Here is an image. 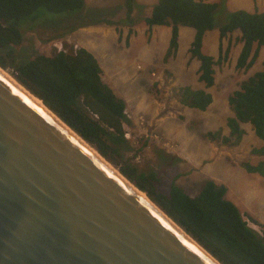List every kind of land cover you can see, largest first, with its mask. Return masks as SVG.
Instances as JSON below:
<instances>
[{"label": "trees", "instance_id": "trees-1", "mask_svg": "<svg viewBox=\"0 0 264 264\" xmlns=\"http://www.w3.org/2000/svg\"><path fill=\"white\" fill-rule=\"evenodd\" d=\"M135 0H126L128 18ZM85 0H0V67L31 94L40 99L61 121L113 165L136 188L145 192L169 218L189 234L221 264H264V225L259 233L248 225L237 205L226 197L227 186L206 179L195 195H189L173 179L168 191L157 189V174L142 171L120 149L129 144L123 135V123L129 124L126 103L102 79V68L94 54L85 47L74 51L60 49L54 54H36L22 59L17 47L23 43L26 28L47 14L78 11ZM217 4L205 0H156L146 25H169L171 34L166 58L178 48L179 27L194 29L189 47L199 60L198 80L205 88L215 82L214 66L223 59L202 51L205 32L213 29ZM129 22L128 20H126ZM238 30L241 48L236 59L238 69L247 70L264 46V10L236 9L219 25V52L222 39ZM228 51L226 48L223 55ZM7 69V70H6ZM178 101L187 107L205 110L212 95L204 88L181 86ZM232 115L226 119L227 136L207 132L209 139L221 138L237 145L245 133L242 124H250L264 142V60L260 70L239 82L228 96ZM250 153L263 157L256 164L242 162L248 172L264 176V144L253 146Z\"/></svg>", "mask_w": 264, "mask_h": 264}, {"label": "rangeland", "instance_id": "rangeland-1", "mask_svg": "<svg viewBox=\"0 0 264 264\" xmlns=\"http://www.w3.org/2000/svg\"><path fill=\"white\" fill-rule=\"evenodd\" d=\"M205 1L215 2L217 9L215 25L203 37L202 51L216 59L219 54L223 57L214 66L216 81L209 88L214 103L207 112L190 107L186 109L177 97L180 86L205 87L196 77L199 60L188 51L194 29L181 27L178 49L169 58H166V49L170 26L156 25L160 27L155 28V36L151 38L149 34L145 38L146 30L143 27L147 26L150 33L153 26L146 25L144 17L149 15L156 0H135L129 18L126 0H85L81 10L65 13L40 9L41 14L47 15L32 24L37 25L44 20L50 22L26 28L23 43L17 47V52L22 59H27L36 54L51 55L60 49L74 51L78 47L95 48L104 73L116 74L115 79L119 81V85H116L115 93L124 97L127 103L126 111L130 120L128 127L134 138L129 139V144L120 149L124 159L132 161L142 171H154L158 178L157 189L160 191L167 192L174 179L186 193L195 195L207 179L205 173L198 168L199 155H203L202 152L208 148L207 144L212 142L217 149L206 152L204 158L212 159L214 169L224 171L232 188L241 191L249 187L250 191L244 199L253 201L252 192H256V188H261L264 193V181L257 179L264 180V177L257 172H248L242 162L256 164L260 161L263 157L251 154L250 148L264 142L247 123L243 124L246 130L237 145L225 144L220 137L209 139L207 132L219 130L222 136L229 134L226 118L232 111L228 95L240 81L258 70L263 57L247 70L238 69L236 59L241 45L238 40L240 33L236 30L224 37L220 53L217 36L219 25L226 20L228 13L239 8L263 11L264 0ZM127 27L130 28L128 34ZM226 48L228 51L223 55ZM138 64L140 69L137 68ZM151 70L156 75L153 76ZM7 71L10 73V70ZM104 80H107L105 75ZM128 97L132 98H129L130 101L142 104L135 113L129 110ZM221 150L225 154H221ZM137 156L139 160L136 159ZM254 205L264 212L262 200L255 201ZM243 216L249 226L259 233L263 231L256 220L247 214Z\"/></svg>", "mask_w": 264, "mask_h": 264}, {"label": "water", "instance_id": "water-1", "mask_svg": "<svg viewBox=\"0 0 264 264\" xmlns=\"http://www.w3.org/2000/svg\"><path fill=\"white\" fill-rule=\"evenodd\" d=\"M164 215L0 71V264H217Z\"/></svg>", "mask_w": 264, "mask_h": 264}, {"label": "crops", "instance_id": "crops-1", "mask_svg": "<svg viewBox=\"0 0 264 264\" xmlns=\"http://www.w3.org/2000/svg\"><path fill=\"white\" fill-rule=\"evenodd\" d=\"M259 10V9H258ZM167 26H169V25H167ZM156 27H160V26H156V25H153V29H151V32L150 33H148V31H147V26L146 27H143V29H144V31H145V33H144V35H145V38L147 39V37L149 36V34H150V36H151V38H153L154 36H155V28ZM181 27L182 26H180L179 27V32L181 31ZM129 31H130V28L129 27H127L126 28V33L128 34L129 33ZM154 33V34H153ZM170 34H171V26H170ZM148 35V36H147ZM159 35V34H158ZM124 37H125V32H124V35H123ZM131 36V35H130ZM130 36L128 37V39L130 38ZM218 40H219V33H218ZM117 37V36H116ZM180 39V33H179V36H178V40ZM191 44V43H190ZM163 46H164V44H163ZM168 46H169V44H168ZM263 47L264 46H262V47H260V49H259V52H258V57H257V59H256V61L257 60H260L261 58V56H263L262 57V60H261V65H260V67L258 68V70H260L261 69V67H262V61L264 60V51H263ZM86 48V47H85ZM240 48H241V45H239V50H238V53H239V51H240ZM86 49H88L89 51H91L93 54H94V56L96 57V58H98L97 57V55H96V53H95V48H89V47H87ZM168 49V48H167ZM167 49H166V51H167ZM178 49V48H177ZM188 51H189V49H188ZM263 51V53H262V55H261V52ZM238 53H237V55H238ZM256 63V62H255ZM254 63V64H255ZM139 65V64H138ZM137 65V66H138ZM102 68V67H101ZM152 71V70H151ZM257 71V70H256ZM255 72V71H254ZM253 72V73H254ZM252 74V73H251ZM104 75L105 76H107V80H104ZM115 75L116 74H105L104 73V70H103V68H102V79H103V81L104 82H106L109 86H111L112 87V89L113 90H116L117 88H116V85H119V81H117L116 79H115ZM198 76V74H196V77ZM214 77H215V81H216V74H214ZM175 80V79H174ZM173 82V81H172ZM176 82V81H175ZM215 83V82H214ZM123 85V84H122ZM184 86V85H183ZM212 86H214V84L212 85ZM211 86V87H212ZM181 87V86H180ZM199 87V86H198ZM211 87H208V88H205L204 87V89H206L208 92L210 91L209 90V88H211ZM201 88V87H200ZM115 92V91H114ZM232 92V91H231ZM230 92V93H231ZM229 93V94H230ZM229 96V95H228ZM122 97V96H121ZM123 99H124V97H122ZM130 97H128V100H129V110H130V112H133V113H135L136 112V110L137 109H139V108H141L142 107V104H139V102H137V101H135V100H132V101H130V99H132V98H130ZM124 101H125V103H126V100L124 99ZM214 103V98L212 97V102H211V104H210V106H208L207 107V109L206 110H202L201 112H207L208 111V109H210L211 108V105ZM126 105H127V103H126ZM127 107V106H126ZM185 108L187 109V108H189V107H187V106H185ZM126 113H127V111H126ZM228 115H232V114H228ZM227 115V116H228ZM227 119V118H226ZM129 123H130V120H129ZM248 124V123H247ZM128 125V124H127ZM251 126V125H250ZM242 127H243V124H242ZM244 128V127H243ZM245 129V128H244ZM246 130V129H245ZM207 131V130H206ZM224 133H225V131H224ZM262 141V140H261ZM212 145V146H211ZM204 147H205V144H204ZM207 150L206 151H204V152H202V154L203 155H199V160H198V162H199V165H200V167H198L199 168V170H201L202 172H204L205 173V175L207 176V179H213L215 182H217V183H222V184H225L226 186H227V193H226V197L229 199V200H231L232 202H234L236 205H237V207L240 209V211H241V213L242 214H247L248 216H250L252 219H254V220H256L259 224H263L264 225V212L262 211V209H260V208H258V207H255V201H263L264 202V193H263V191H262V189H261V191H260V189L259 188H256V192H252V197H253V201H251V200H249V199H244V197L245 196H247L248 195V193H249V191H250V188L249 187H245V188H243L241 191H240V189L239 190H237V189H235V188H232V184H230L229 183V181L226 179L227 177H226V175L224 174V171L222 170V169H214V166H213V162H212V159H205L204 158V154L206 153V152H209V151H214V150H216L217 148L212 144V142H210V143H208L207 144ZM220 153L221 154H225V152H223L222 150L220 151ZM197 158V156H195V159ZM231 164V163H230ZM203 165H205V167H203ZM232 165V164H231ZM263 176V175H262ZM259 177V176H258ZM264 177V176H263ZM258 179V181H261V182H263L264 180H262L261 178H257ZM247 188V189H246ZM245 189H246V191H245ZM249 197V196H248ZM254 203V204H253ZM244 210V211H243Z\"/></svg>", "mask_w": 264, "mask_h": 264}, {"label": "bare ground", "instance_id": "bare-ground-1", "mask_svg": "<svg viewBox=\"0 0 264 264\" xmlns=\"http://www.w3.org/2000/svg\"><path fill=\"white\" fill-rule=\"evenodd\" d=\"M0 71H2L6 76H8L13 82H15L19 87H21L26 93H28L33 99H35L42 107H44L50 114H52L57 120H59L66 128H68L75 136H77L81 141H83L94 153H96L104 162H106L113 170H115L126 182H128L133 188H135L137 191L141 192L143 194V196L155 207L157 208L163 215L164 213L162 212L161 209H159V207L152 202L149 197L145 194V192L139 190L138 188H136L129 180H127L120 172H118L110 163H108L96 150H94L88 143H86L76 132H74L69 126H67L63 121H61L52 111H50L43 103L40 99H38L37 97H35L33 94H31L27 89H25L22 85H20L14 78H12L5 70H3L0 67ZM167 219L168 217L166 215H164ZM171 221V220H170ZM172 222V221H171ZM173 223V222H172ZM174 224V223H173ZM176 226V225H175ZM180 231H182V229H180L178 226H176ZM183 232V231H182ZM184 233V232H183ZM214 260V259H213ZM216 261V260H215ZM217 264H219L218 262H216Z\"/></svg>", "mask_w": 264, "mask_h": 264}, {"label": "built area", "instance_id": "built-area-1", "mask_svg": "<svg viewBox=\"0 0 264 264\" xmlns=\"http://www.w3.org/2000/svg\"><path fill=\"white\" fill-rule=\"evenodd\" d=\"M137 68L140 69L141 66L138 65ZM151 74H152L153 76L156 75V73H155L154 71H151ZM126 114H127V113H126ZM127 116H128V115H127ZM123 130H124L123 135H124V137H125L127 140H129V139H133V138H134V136L132 135V133H131V131H130V128L128 127V125H127L126 123H123ZM136 159L139 160V157L137 156Z\"/></svg>", "mask_w": 264, "mask_h": 264}]
</instances>
